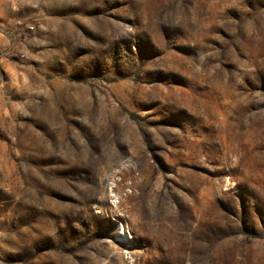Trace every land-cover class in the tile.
<instances>
[{"label":"rangeland","instance_id":"obj_1","mask_svg":"<svg viewBox=\"0 0 264 264\" xmlns=\"http://www.w3.org/2000/svg\"><path fill=\"white\" fill-rule=\"evenodd\" d=\"M0 264H264V0H0Z\"/></svg>","mask_w":264,"mask_h":264}]
</instances>
